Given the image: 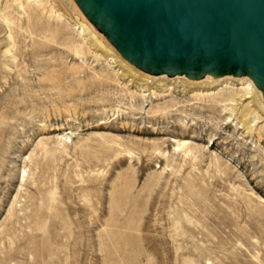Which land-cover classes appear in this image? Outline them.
Returning <instances> with one entry per match:
<instances>
[{"label": "rangeland", "instance_id": "1", "mask_svg": "<svg viewBox=\"0 0 264 264\" xmlns=\"http://www.w3.org/2000/svg\"><path fill=\"white\" fill-rule=\"evenodd\" d=\"M72 0H0V264H264V101L149 79Z\"/></svg>", "mask_w": 264, "mask_h": 264}, {"label": "water", "instance_id": "2", "mask_svg": "<svg viewBox=\"0 0 264 264\" xmlns=\"http://www.w3.org/2000/svg\"><path fill=\"white\" fill-rule=\"evenodd\" d=\"M140 74L251 81L264 101V0H73Z\"/></svg>", "mask_w": 264, "mask_h": 264}, {"label": "bare ground", "instance_id": "3", "mask_svg": "<svg viewBox=\"0 0 264 264\" xmlns=\"http://www.w3.org/2000/svg\"><path fill=\"white\" fill-rule=\"evenodd\" d=\"M73 1V0H72ZM75 4V3H74ZM87 20V19H86ZM107 41V40H106ZM180 78V77H179ZM224 79H226V78H224ZM223 80V79H222ZM254 85V84H253ZM255 87V86H254ZM256 88V87H255Z\"/></svg>", "mask_w": 264, "mask_h": 264}]
</instances>
